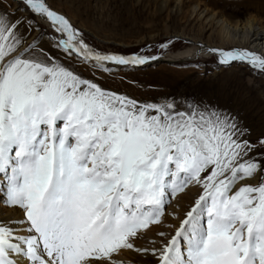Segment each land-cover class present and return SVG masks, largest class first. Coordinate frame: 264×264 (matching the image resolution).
I'll return each mask as SVG.
<instances>
[{"label":"snow or ice","instance_id":"snow-or-ice-1","mask_svg":"<svg viewBox=\"0 0 264 264\" xmlns=\"http://www.w3.org/2000/svg\"><path fill=\"white\" fill-rule=\"evenodd\" d=\"M16 2L0 7V264H122L125 251L151 264H264V137L202 99L103 85L176 38L157 54L107 52L47 0ZM198 47L264 74L257 51Z\"/></svg>","mask_w":264,"mask_h":264},{"label":"rangeland","instance_id":"rangeland-1","mask_svg":"<svg viewBox=\"0 0 264 264\" xmlns=\"http://www.w3.org/2000/svg\"><path fill=\"white\" fill-rule=\"evenodd\" d=\"M47 2L81 29L89 43L107 52L128 54L143 50L150 55L157 54L159 45L173 38H176L175 43L163 51L161 57L191 47L192 43L187 39L218 44V19L230 23L253 19L264 30V0ZM16 3L15 0H0V7L12 12L20 6ZM19 14L31 16L29 12ZM211 15L212 20L209 19ZM32 18L37 21L39 30L50 31L38 18ZM38 34L39 31H34L32 36ZM231 48L234 47L223 49ZM173 61L125 69L115 80L104 77L102 82L106 88L127 92L141 100L202 99L236 116L252 140L264 137V74L255 73L247 64L220 65L218 57L209 53ZM78 70L90 78L86 68L78 67ZM125 74L122 83L120 77ZM190 201L184 198L182 211ZM132 261L134 264H151V260L146 263L141 256L133 257Z\"/></svg>","mask_w":264,"mask_h":264},{"label":"bare ground","instance_id":"bare-ground-1","mask_svg":"<svg viewBox=\"0 0 264 264\" xmlns=\"http://www.w3.org/2000/svg\"><path fill=\"white\" fill-rule=\"evenodd\" d=\"M193 10L195 11L196 8H194ZM209 19L212 20L213 16L211 15ZM40 21L48 29V25L43 20ZM216 24L219 26L218 44H209L201 41H193L187 39V41L192 43L191 47L180 50L177 53L164 54L161 57V59L165 62L171 61L173 63L174 62L173 60H184L185 58H189L193 55L208 54L206 50L201 51L200 48L198 47L199 45H204L205 48H219V49H223L224 47L248 48L250 50H254L257 51L258 53L264 54V30H262L253 19L246 20L244 22H236V23H230L224 19H218L216 20ZM253 32L255 33L256 39H254L252 36ZM233 33H238V34L234 35ZM195 194H196V189H193L192 192H190L187 196H183L180 199L179 207L176 210L182 211L184 198L192 199ZM5 211L11 213L13 210L5 209ZM136 256H141V255L135 252L125 251L119 254V256H117L116 259L121 261L122 264H134L132 258ZM141 257L144 262L149 263L150 261L149 257H144V256Z\"/></svg>","mask_w":264,"mask_h":264},{"label":"water","instance_id":"water-1","mask_svg":"<svg viewBox=\"0 0 264 264\" xmlns=\"http://www.w3.org/2000/svg\"><path fill=\"white\" fill-rule=\"evenodd\" d=\"M160 63V62H163V60L160 58L159 60H157V61H154V62H151L150 64H152V63ZM170 63V62H169Z\"/></svg>","mask_w":264,"mask_h":264}]
</instances>
